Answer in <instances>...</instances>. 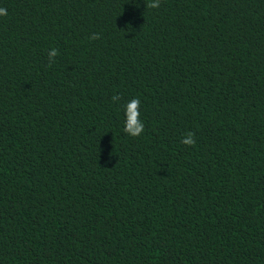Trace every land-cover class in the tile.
<instances>
[{
  "label": "trees",
  "instance_id": "16d2710c",
  "mask_svg": "<svg viewBox=\"0 0 264 264\" xmlns=\"http://www.w3.org/2000/svg\"><path fill=\"white\" fill-rule=\"evenodd\" d=\"M149 2L0 0V264H264V0Z\"/></svg>",
  "mask_w": 264,
  "mask_h": 264
},
{
  "label": "clouds",
  "instance_id": "9594fccd",
  "mask_svg": "<svg viewBox=\"0 0 264 264\" xmlns=\"http://www.w3.org/2000/svg\"><path fill=\"white\" fill-rule=\"evenodd\" d=\"M147 8H159L160 2L159 0H155V2H149L146 4ZM7 15V9L0 8V16H6ZM98 36H93L92 39H98ZM58 50L53 48L49 53V66H51L52 63L55 62V57L58 55ZM121 97L117 94L112 97L113 103L119 102ZM134 103L127 106L126 114H127V120L126 125L123 129V131L132 136V137H139L144 132V124L138 120V106L140 105L139 99H134ZM195 134L192 132L187 133V136L185 139L182 140V143L186 146H194L195 145Z\"/></svg>",
  "mask_w": 264,
  "mask_h": 264
}]
</instances>
